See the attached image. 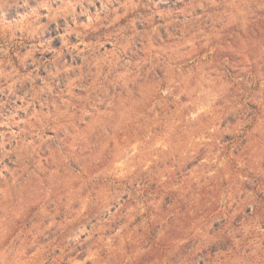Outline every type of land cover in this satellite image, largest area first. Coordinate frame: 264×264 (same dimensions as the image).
Returning a JSON list of instances; mask_svg holds the SVG:
<instances>
[{
    "label": "clouds",
    "instance_id": "1",
    "mask_svg": "<svg viewBox=\"0 0 264 264\" xmlns=\"http://www.w3.org/2000/svg\"><path fill=\"white\" fill-rule=\"evenodd\" d=\"M86 248L264 264V0H0V264Z\"/></svg>",
    "mask_w": 264,
    "mask_h": 264
},
{
    "label": "rangeland",
    "instance_id": "2",
    "mask_svg": "<svg viewBox=\"0 0 264 264\" xmlns=\"http://www.w3.org/2000/svg\"><path fill=\"white\" fill-rule=\"evenodd\" d=\"M13 130H16V129L13 128ZM157 207H159V205H157ZM86 209H87V201L85 199L81 204V211H86ZM136 211H137V209L134 206L129 207V217H128V220L125 224V227L128 226V223H134L135 222L136 216L131 215V213L136 212ZM139 211H140L141 215H143L144 210L139 209ZM183 227H184V224L182 222L181 228H183ZM120 231H122V229H117L118 233ZM128 235L131 236L132 233L129 232ZM108 243L109 244L112 243L111 237L108 238ZM123 243H124V241L121 240V244H123ZM176 243H182V241H176ZM38 251H40V249H38ZM95 256H96L95 251H93L91 249L86 248L83 252H81V251H79V249H77V250L71 252V255L69 256V259H68V264H93V260L95 259Z\"/></svg>",
    "mask_w": 264,
    "mask_h": 264
}]
</instances>
